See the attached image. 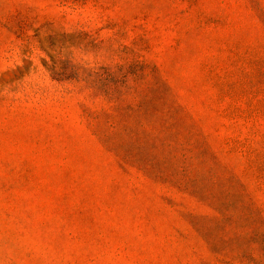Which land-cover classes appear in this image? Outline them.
I'll return each instance as SVG.
<instances>
[{"label":"rangeland","instance_id":"374dc122","mask_svg":"<svg viewBox=\"0 0 264 264\" xmlns=\"http://www.w3.org/2000/svg\"><path fill=\"white\" fill-rule=\"evenodd\" d=\"M0 264H264V0H0Z\"/></svg>","mask_w":264,"mask_h":264},{"label":"trees","instance_id":"16d2710c","mask_svg":"<svg viewBox=\"0 0 264 264\" xmlns=\"http://www.w3.org/2000/svg\"><path fill=\"white\" fill-rule=\"evenodd\" d=\"M44 66L55 77V79H57L59 77H63L66 74L64 69H60V68L58 69L54 62H51V64L49 62H45ZM106 93H107V91L104 92L105 97L107 95ZM179 109L182 110V108H180V107H179Z\"/></svg>","mask_w":264,"mask_h":264}]
</instances>
